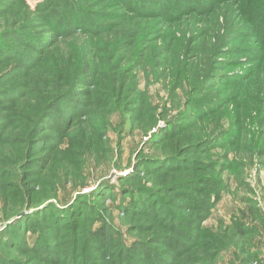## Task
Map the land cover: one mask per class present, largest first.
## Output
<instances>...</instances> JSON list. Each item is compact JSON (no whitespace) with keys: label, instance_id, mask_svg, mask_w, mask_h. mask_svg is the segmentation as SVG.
I'll return each mask as SVG.
<instances>
[{"label":"rangeland","instance_id":"374dc122","mask_svg":"<svg viewBox=\"0 0 264 264\" xmlns=\"http://www.w3.org/2000/svg\"><path fill=\"white\" fill-rule=\"evenodd\" d=\"M264 0H0V264H264Z\"/></svg>","mask_w":264,"mask_h":264},{"label":"trees","instance_id":"16d2710c","mask_svg":"<svg viewBox=\"0 0 264 264\" xmlns=\"http://www.w3.org/2000/svg\"><path fill=\"white\" fill-rule=\"evenodd\" d=\"M262 43H263V45H264V41H261Z\"/></svg>","mask_w":264,"mask_h":264}]
</instances>
